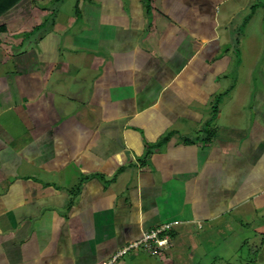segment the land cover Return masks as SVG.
<instances>
[{"label": "crops", "instance_id": "1", "mask_svg": "<svg viewBox=\"0 0 264 264\" xmlns=\"http://www.w3.org/2000/svg\"><path fill=\"white\" fill-rule=\"evenodd\" d=\"M78 2L0 0V264H264V0Z\"/></svg>", "mask_w": 264, "mask_h": 264}, {"label": "rangeland", "instance_id": "2", "mask_svg": "<svg viewBox=\"0 0 264 264\" xmlns=\"http://www.w3.org/2000/svg\"><path fill=\"white\" fill-rule=\"evenodd\" d=\"M80 6V0L78 2V7ZM251 233L249 230H243L237 236H229L221 238L218 235L208 236L200 240L195 246H188V257L189 264H250L253 262V252L255 251V245L251 242L250 244H243L244 238H241L242 242L240 244L239 235L244 237ZM254 241L257 242L258 240ZM142 252L143 257H140L135 263H132L129 259V254H126L120 258L117 262H125L126 264H165L159 255L147 253L143 248L135 249Z\"/></svg>", "mask_w": 264, "mask_h": 264}, {"label": "built area", "instance_id": "3", "mask_svg": "<svg viewBox=\"0 0 264 264\" xmlns=\"http://www.w3.org/2000/svg\"><path fill=\"white\" fill-rule=\"evenodd\" d=\"M169 228L170 225L166 224L154 230L144 232L139 240L131 242L122 247L111 257L100 262V264H117V261L120 258L138 248H143V250L147 253L160 255L164 250L170 247L169 238L165 234V232H167Z\"/></svg>", "mask_w": 264, "mask_h": 264}, {"label": "water", "instance_id": "4", "mask_svg": "<svg viewBox=\"0 0 264 264\" xmlns=\"http://www.w3.org/2000/svg\"><path fill=\"white\" fill-rule=\"evenodd\" d=\"M80 5H81V2H80Z\"/></svg>", "mask_w": 264, "mask_h": 264}]
</instances>
